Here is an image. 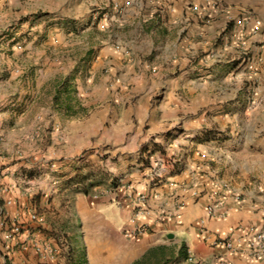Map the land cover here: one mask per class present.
Here are the masks:
<instances>
[{"label":"crops","instance_id":"obj_1","mask_svg":"<svg viewBox=\"0 0 264 264\" xmlns=\"http://www.w3.org/2000/svg\"><path fill=\"white\" fill-rule=\"evenodd\" d=\"M69 1L0 0V214L9 220L20 215L24 224L12 251L0 254V264H135L159 248L171 253L166 261L178 264H189L190 255L206 264L219 260L264 264V253L253 259L221 245L229 239L236 245L240 241L244 248L250 227L264 230V120L256 117L258 112L264 116V82L253 94L248 89L241 101H234L238 88L227 87L232 85V72L221 74L223 87L214 84L217 71L195 69L190 78L179 75L166 81L161 98L143 104V96H151L163 76L139 71L135 77L140 88L125 97L108 92L94 95L77 87L84 97L78 103L79 114L72 104L57 100L58 84L66 71L54 57L55 48L47 47H56L61 40L46 33L60 32L64 19L77 9V3L68 6ZM87 4L97 7L92 12L116 14L112 19L119 25L133 23L149 8V13H158L150 24L164 32L172 29L173 13L183 9L184 0H88ZM163 14L170 16L166 20ZM192 26L196 35L206 33L205 27ZM5 31L11 33L6 49ZM26 32L28 38L23 39L20 35ZM109 52L122 58L115 49H101L100 56ZM226 59L223 62L230 63ZM176 63L170 60V65ZM246 69L240 79L253 75L244 73ZM234 107L241 109L244 119L232 113ZM207 111L218 115L213 127L205 121ZM104 156L115 162L109 163V179L102 180L100 187L92 177L80 188L63 184L58 190V183L48 185L60 174H75L102 163ZM145 159L150 166L170 161L175 165L168 166L163 179L154 183L147 178ZM35 168L42 174L36 183L41 196L45 195L37 205L24 188L26 174ZM47 169L55 173L52 178ZM122 183L147 197L144 212L136 218ZM222 184H228L241 200L227 198L225 204L232 210L209 218L206 207L210 197L221 192ZM52 189L54 195L61 190L73 192L64 200L49 199ZM193 190L199 192L198 198L191 196ZM179 203L183 206L177 209ZM30 213L36 214V221L27 218ZM138 226H145L147 232L126 235ZM32 242L51 248L55 257L42 260Z\"/></svg>","mask_w":264,"mask_h":264},{"label":"rangeland","instance_id":"obj_2","mask_svg":"<svg viewBox=\"0 0 264 264\" xmlns=\"http://www.w3.org/2000/svg\"><path fill=\"white\" fill-rule=\"evenodd\" d=\"M87 1L67 2L68 6L77 3V9L64 19L60 32L46 33L51 39L59 35L60 43H57L56 47L53 44L47 47L50 50L55 48L54 57L60 59L59 67L66 71L60 81L66 80L69 92L64 94L68 96L67 98L62 96V102L72 104L79 114L81 107L78 103L84 97L80 95L77 87L86 93L92 91L94 95L106 96L108 92L109 95L114 93L118 97H125L132 89L140 88V81L135 77L139 71H145L147 75L163 76L157 90L151 96H143L141 100L143 104L159 100L166 81L170 82L181 75L190 78L193 75L191 71L195 69L217 71L216 79L213 81L214 84L220 86H223L221 74L232 72V85L227 84V87L238 88L237 94L232 95L234 101H241L248 89L249 93L253 94L259 87L262 88L264 82V57L262 58L264 54V0H184L183 9L179 7L180 9H176L173 13L172 29L164 32L156 30V26L153 28L150 24L154 19H158V13H149L151 10L149 8L143 9L135 17L133 23H120L119 25L112 19L113 16L116 17V14L111 12L105 14L101 12V9L92 12V9H97V7L89 6ZM168 16L170 15L163 14L161 18L165 17L167 20ZM138 19H140L139 24ZM192 25L205 27L206 33L196 35ZM187 33H190V36L187 37ZM20 36L23 39L28 38L27 32ZM178 36L179 40L176 42L175 39ZM2 37L4 48H10L8 41L11 40V33L5 31ZM165 48H168V52ZM101 49H115L121 53L122 58H118L112 52H109L106 57H101ZM224 57L227 58L226 60H231L230 63H224ZM170 60H176L177 63L170 65ZM201 60L203 62L199 63ZM244 66H247L244 73L256 74V77L248 75L247 80L240 79L239 76ZM129 76L132 79L128 78ZM250 77L253 80H250ZM149 96L150 101H146ZM259 96L261 95L258 94ZM249 103H252L250 107L255 109V102L250 101ZM233 110L236 112L232 113L237 115L238 119H244L241 109L237 110L234 107ZM217 116L213 111H207L205 121L213 127ZM256 117L261 121L264 120L261 112H258ZM214 133L218 134L217 131ZM100 161L102 163H96V166L85 171L80 170L75 174L73 171L70 175L60 174L55 180L48 182V185L52 186L56 182L59 184L56 189L59 190L60 186L67 184L76 176L90 174L94 181H98L96 187H100L102 180L109 179L107 177L111 167L109 163L115 162V159L104 156ZM143 164L150 168L149 159H145ZM48 168L52 166L49 165ZM48 170L50 169H47V173L52 178L55 173ZM41 175L35 168L25 176L27 183L24 184V188L28 189V194H31L33 205H37L41 197H45V195L41 196L40 184L36 183L40 181L39 176ZM111 180L115 181V179ZM29 181H34V183H28ZM70 192L73 191L61 190L54 195V189H52L47 198L64 200ZM165 253L166 258L171 254L169 251ZM142 264H154V256L150 255L149 259ZM162 264L178 263L168 260Z\"/></svg>","mask_w":264,"mask_h":264},{"label":"built area","instance_id":"obj_3","mask_svg":"<svg viewBox=\"0 0 264 264\" xmlns=\"http://www.w3.org/2000/svg\"><path fill=\"white\" fill-rule=\"evenodd\" d=\"M251 108V107H250ZM177 163V162H175ZM173 162H163L151 165L149 171L147 173V178L151 182L158 183L163 177L164 173L167 170V167L174 166ZM122 186L126 189V198L132 208L135 210V218L138 217L142 212H144V208L147 202V197L143 194H139L135 192L130 184ZM191 196L193 198H198L200 196L199 192L196 190L191 191ZM227 198H231L233 201L239 202L241 200L240 196L230 190L228 184L221 185V192L217 194H213L210 197V203L206 207V213L209 218H217L226 216L231 210V206H227L225 201ZM11 202L8 201L7 205H10ZM183 206L182 203H179L177 209ZM27 218L30 221H36L37 216L34 213L27 214ZM203 222H201V229H203ZM24 224L21 220V216L17 215L12 220L3 219L0 214V254L1 253H10L12 251L13 243L18 240V238L24 232ZM147 232V228L145 226H138L131 230H128L126 235L129 237L139 236L145 234ZM236 245L232 241L225 240L221 243V245L229 252H242L250 258L257 259L264 253V230H259L256 227H250L248 229V240L247 245L242 248L240 245V241ZM32 248L34 252L42 259H53L55 257L54 251L45 246H40L38 243L32 242ZM6 254V256H7ZM191 264H206L204 262H200L195 259L193 256H189L188 259ZM216 264H226L225 261L219 260Z\"/></svg>","mask_w":264,"mask_h":264},{"label":"trees","instance_id":"obj_4","mask_svg":"<svg viewBox=\"0 0 264 264\" xmlns=\"http://www.w3.org/2000/svg\"><path fill=\"white\" fill-rule=\"evenodd\" d=\"M58 89L59 90L57 92V100L59 99L62 102L63 101V97L62 96H64V94L66 95L69 92V88H68V84H67L66 80L59 82ZM64 97L67 98L68 96H64ZM62 103H64V102H62ZM90 177H91L90 174L76 176L75 178L70 180L67 183V185H74V184L83 185L87 180L90 179ZM156 252L158 254H156ZM180 253H181V255L183 254L184 259L187 258L186 248H185L184 244L181 245ZM150 255L154 256V264H159V263H162V262L166 261L165 249L164 248H159V249H157L155 251L149 252V254H147V256H145V257H143V259L135 262V264L144 263L146 260L149 259ZM189 264H191V263H189Z\"/></svg>","mask_w":264,"mask_h":264}]
</instances>
